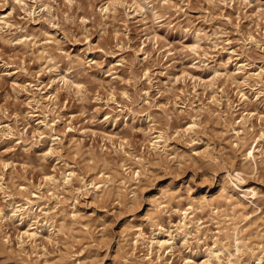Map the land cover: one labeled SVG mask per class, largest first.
Listing matches in <instances>:
<instances>
[{"label": "rangeland", "instance_id": "rangeland-1", "mask_svg": "<svg viewBox=\"0 0 264 264\" xmlns=\"http://www.w3.org/2000/svg\"><path fill=\"white\" fill-rule=\"evenodd\" d=\"M134 1L0 0V208L34 192L53 214L35 240L31 215L0 221V264L140 260L132 225L176 236L167 264H264V0ZM247 111L257 170L232 130ZM129 166L141 173L120 185ZM222 185L239 201L197 207Z\"/></svg>", "mask_w": 264, "mask_h": 264}, {"label": "bare ground", "instance_id": "bare-ground-1", "mask_svg": "<svg viewBox=\"0 0 264 264\" xmlns=\"http://www.w3.org/2000/svg\"><path fill=\"white\" fill-rule=\"evenodd\" d=\"M134 4H135V9L137 11H139V12L143 11L144 8L148 9V7L144 6L141 3V0H135ZM109 6L110 5H109V2H108V4L104 8L107 10V9H109ZM147 37H149V36H147ZM250 42L251 43H257L258 40L253 35H250ZM219 74H221V73L218 70H215V75L218 76ZM226 75L227 76H232L233 78H235L234 74H231L229 72H227ZM246 79H248V77L244 76V80H246ZM238 93H240L239 99L242 102L247 104L249 102L250 96L245 91H239ZM251 115H252V111H247L245 115L243 113L242 114V118L240 120H238V122H242V125L244 126V128L241 129V128H238V127L233 125L232 130L235 133V136L237 138L236 144L239 145V147H241V149L243 151L242 152L243 159H245L248 163L251 164L252 169H254V170L256 169L257 170L258 169V162H257L256 151L259 150L258 153L262 154L263 150L260 149V147L258 146L259 137H258V139H256V138L252 139L253 141H256V144L253 145V144H248L247 143V136L246 135L249 134V129L247 127H245V124L247 123V121H250V116ZM263 134H264V131H262L260 136H263ZM155 143L156 142L154 141L153 144H155ZM120 145H121V143H120ZM123 151H124V153H127L126 150H123ZM134 158H135L134 163L140 165L139 167H142V165H143L142 164V159H144V158L136 157V156H134ZM123 169L126 172L123 173V175L121 177V181L119 182V184L123 185V186H126V183L129 181V178H131V176H134V175L138 176L141 173V169L133 170L132 166L125 167V168L123 167ZM242 174H243L242 169H236L235 174H233V175L228 174V176L230 177L229 178V182H228V184L230 186L229 187L230 189L234 190L235 188H240L239 182L244 179ZM69 175H72V173L70 172ZM65 180L69 181L68 178H66ZM113 181H114V178L110 174V175L106 176L101 181L91 182V183H92V186L95 188V191H98V192H100L102 194L103 192L108 190L109 182H113ZM85 185H87V184H85ZM20 188L25 189L24 186H22ZM252 191H254L253 188H252ZM21 192L24 193L23 191H21ZM245 195H247V194L245 193ZM33 197H36L37 199H34ZM42 198H43V194H40V193H34V192L26 193V195L23 196V199L25 200L24 202L18 203L17 201H14L13 203L10 204L11 208H9L8 211H5L4 208H2V207L0 208V221L2 222V221L10 220V219H15V217L18 216L19 219H20L19 224H22L23 219L26 218L27 216L31 215V218L33 219V221H28L26 223L27 226L22 231V234H25L30 240H35L36 237L39 236L40 230H39L38 225L35 226L34 223L38 222L39 220L42 219V220L45 221V224H47L48 221L53 218V216H52L53 214H51L50 208H48V207H46V208L45 207H40L41 204H40L39 200L42 199ZM221 198H224L226 201H228V203L238 202L239 201V200H236V201L233 200V196H232L231 193H229V191L227 189V186L222 185L220 187V189L218 191V194L216 196H212L210 198L204 197L203 200L200 202L199 206H197V207L203 208L205 206H211L212 210L214 209L215 213H218L220 211V205H221L220 204V202H221L220 199ZM36 204H37V207L34 210V205H36ZM197 207H194V205H190V208H193L194 210ZM211 207H210V209H211ZM38 208H40L39 209V211H40L39 213H37V209ZM185 213H186V211H185ZM220 213H222V212H220ZM40 215L42 216L41 219H39ZM72 216L76 217V214L73 213ZM152 218H153V216L149 217V219H152ZM224 221H225V219H224ZM85 225L86 224H84V226ZM229 225H231V224H229ZM49 226H52V228H51L52 231L53 230L59 231V230H61L64 227V223L61 220L54 219L52 221V223L49 224ZM65 227H66V225H65ZM125 230L127 231L128 235L130 233L129 230H132L131 247L133 246V250H135L138 242L141 241L142 244L145 243L148 246L150 251L147 252L146 254H144L140 258L141 261L135 259V257H134V259H130L131 257H128V258H125L123 260L122 264H144L143 261H145V260L147 261L146 264H155V262H158V261L161 262V264L169 263V261H167V258H166L167 256L166 255L169 254V253L173 254L175 252L174 249H175L176 236L171 235L170 239H153V238L145 235V233L143 232V228L141 226H134V225L128 226L127 229H125ZM238 233H239V228H237V226H235L234 227V235L235 236L234 235H232V236L234 237V239H233L234 240V246L236 247L237 250H239L240 246H241ZM220 241H223V240L220 239ZM219 244H221V243H219ZM154 247H157L155 249L156 254H157V256L155 258H153V256H152V254L154 252ZM220 249H221V247L219 245H216L214 248H212L210 250L209 254H211V255L213 253L217 254V252H219ZM229 262H230L229 264H232V262L230 260H229Z\"/></svg>", "mask_w": 264, "mask_h": 264}]
</instances>
